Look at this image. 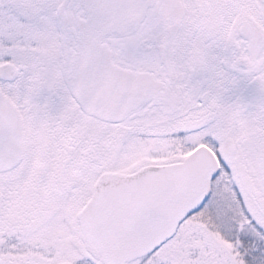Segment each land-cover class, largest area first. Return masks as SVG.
Segmentation results:
<instances>
[{"label":"snow or ice","instance_id":"obj_1","mask_svg":"<svg viewBox=\"0 0 264 264\" xmlns=\"http://www.w3.org/2000/svg\"><path fill=\"white\" fill-rule=\"evenodd\" d=\"M0 264H264V0H0Z\"/></svg>","mask_w":264,"mask_h":264}]
</instances>
